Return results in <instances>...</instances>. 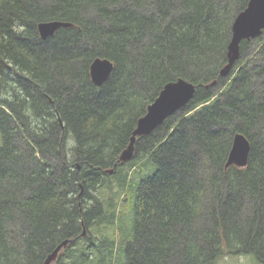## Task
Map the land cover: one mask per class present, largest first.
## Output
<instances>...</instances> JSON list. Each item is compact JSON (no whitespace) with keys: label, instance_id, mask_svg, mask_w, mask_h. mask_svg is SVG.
Here are the masks:
<instances>
[{"label":"trees","instance_id":"1","mask_svg":"<svg viewBox=\"0 0 264 264\" xmlns=\"http://www.w3.org/2000/svg\"><path fill=\"white\" fill-rule=\"evenodd\" d=\"M248 1L0 0V264H45L66 238L54 264H264V29L220 77ZM49 20L73 25L43 39ZM178 78L193 99L121 162ZM237 132L248 164L226 168Z\"/></svg>","mask_w":264,"mask_h":264},{"label":"water","instance_id":"2","mask_svg":"<svg viewBox=\"0 0 264 264\" xmlns=\"http://www.w3.org/2000/svg\"><path fill=\"white\" fill-rule=\"evenodd\" d=\"M73 25L72 22L60 20L40 21L38 23L39 34L43 39L52 36L59 28ZM264 29V0H249L245 9L238 13L232 26V39L228 47V63L220 70L221 76H227L241 55V42L244 39L259 37ZM114 69L112 60L106 57H96L90 66V74L93 82L97 85L103 84ZM213 82L212 84H214ZM196 85L185 79L178 78L167 82L158 97L148 105L146 113L139 118L137 126L133 131L129 145L122 151L120 161L126 162L135 154L137 136L150 134L156 127L161 125L166 118L184 107L193 99ZM251 150L250 141L242 132L234 136L231 150L225 167L232 165L245 167L248 164ZM113 173L114 169H106ZM87 231L84 229L83 235ZM71 238H66L54 247L47 255L45 264H54L59 258L63 248L70 243Z\"/></svg>","mask_w":264,"mask_h":264},{"label":"rangeland","instance_id":"3","mask_svg":"<svg viewBox=\"0 0 264 264\" xmlns=\"http://www.w3.org/2000/svg\"><path fill=\"white\" fill-rule=\"evenodd\" d=\"M252 63V62H251ZM226 77V76H224ZM216 83L212 84L215 85ZM1 142V140H0ZM221 264H258L252 254H242L230 256L221 262Z\"/></svg>","mask_w":264,"mask_h":264},{"label":"bare ground","instance_id":"4","mask_svg":"<svg viewBox=\"0 0 264 264\" xmlns=\"http://www.w3.org/2000/svg\"><path fill=\"white\" fill-rule=\"evenodd\" d=\"M246 40H249V39H246ZM238 60H239V59H238ZM238 60H237V61H238ZM236 63H237V62H236ZM236 63H235V64H236ZM234 66H235V65H234ZM234 66H233V68H234ZM233 68H232V69H233ZM231 71H232V70H231ZM231 71H230V72H231ZM229 74H230V73H229ZM229 74H228V75H229ZM228 75H227V76H228ZM220 77H224V76H221V75H220ZM168 82H169V81H168ZM213 82L217 83V82H218V80H217V79H215V80H213V81H212V83H213ZM227 159H228V158H227Z\"/></svg>","mask_w":264,"mask_h":264},{"label":"flooded vegetation","instance_id":"5","mask_svg":"<svg viewBox=\"0 0 264 264\" xmlns=\"http://www.w3.org/2000/svg\"><path fill=\"white\" fill-rule=\"evenodd\" d=\"M231 70H232V69H231ZM231 70H230V71H231ZM229 73H230V72H229ZM106 172H107V171H106ZM107 173H108V172H107Z\"/></svg>","mask_w":264,"mask_h":264}]
</instances>
